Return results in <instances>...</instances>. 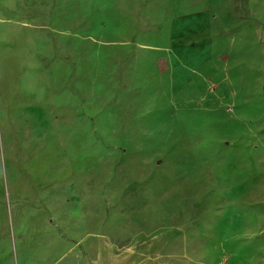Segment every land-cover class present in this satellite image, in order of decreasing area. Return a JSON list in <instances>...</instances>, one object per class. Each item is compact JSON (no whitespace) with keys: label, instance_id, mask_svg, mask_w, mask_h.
Instances as JSON below:
<instances>
[{"label":"rangeland","instance_id":"1","mask_svg":"<svg viewBox=\"0 0 264 264\" xmlns=\"http://www.w3.org/2000/svg\"><path fill=\"white\" fill-rule=\"evenodd\" d=\"M70 2L69 172L0 174V264H264V0Z\"/></svg>","mask_w":264,"mask_h":264},{"label":"crops","instance_id":"2","mask_svg":"<svg viewBox=\"0 0 264 264\" xmlns=\"http://www.w3.org/2000/svg\"><path fill=\"white\" fill-rule=\"evenodd\" d=\"M65 1L59 6L54 0H0V174L8 185L47 184L69 172L54 83L56 77H75L68 70L69 63L73 66L75 12L70 0ZM184 9L178 14L186 13ZM186 59L199 61L195 56ZM182 72L177 81L184 83Z\"/></svg>","mask_w":264,"mask_h":264}]
</instances>
